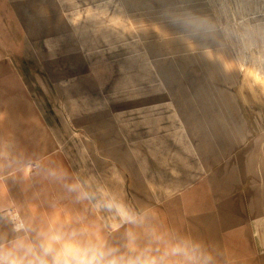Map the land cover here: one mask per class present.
I'll use <instances>...</instances> for the list:
<instances>
[{
	"label": "rangeland",
	"instance_id": "374dc122",
	"mask_svg": "<svg viewBox=\"0 0 264 264\" xmlns=\"http://www.w3.org/2000/svg\"><path fill=\"white\" fill-rule=\"evenodd\" d=\"M261 58L264 0H0V125L22 170L40 113L90 190L162 195L198 143L264 126Z\"/></svg>",
	"mask_w": 264,
	"mask_h": 264
},
{
	"label": "crops",
	"instance_id": "0c3cea01",
	"mask_svg": "<svg viewBox=\"0 0 264 264\" xmlns=\"http://www.w3.org/2000/svg\"><path fill=\"white\" fill-rule=\"evenodd\" d=\"M39 115L43 124L28 127L29 144L23 153L33 168L22 170L21 163L14 162L12 168L0 171V215L18 211L26 221L39 225L54 212L73 213L99 223L91 203H77L75 193L65 188L67 182L84 179L61 147L55 128ZM3 119L14 120V115L0 111ZM237 133L230 141L198 143L202 157L188 155L185 172L172 166L168 191L162 195L125 185L111 191L137 210H154L169 228L204 241L218 264H264V126H241ZM0 142L11 146L14 154V126L0 125ZM60 167L69 173L67 181L48 176L50 169ZM147 183L159 182L149 179ZM152 193L157 195L154 200L148 199ZM9 228L0 222V231ZM124 231L103 236L109 243H123Z\"/></svg>",
	"mask_w": 264,
	"mask_h": 264
},
{
	"label": "clouds",
	"instance_id": "9594fccd",
	"mask_svg": "<svg viewBox=\"0 0 264 264\" xmlns=\"http://www.w3.org/2000/svg\"><path fill=\"white\" fill-rule=\"evenodd\" d=\"M176 23L186 31L198 27L192 19ZM255 82L264 85V73ZM13 163L11 146L0 142V171ZM48 176L67 181L69 173L62 167L52 168ZM92 183L75 179L64 186L75 193L77 203H91L99 223L73 213L54 212L39 225L26 221L18 211L0 215V222L10 225L8 231H0V264H218L204 241L169 228L152 209L133 208L107 186L98 184L90 190ZM102 212L109 216H100ZM122 228L123 243H109L103 236Z\"/></svg>",
	"mask_w": 264,
	"mask_h": 264
}]
</instances>
